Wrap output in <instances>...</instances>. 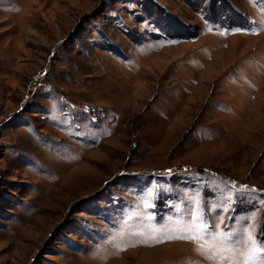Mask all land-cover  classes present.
Here are the masks:
<instances>
[{"label":"rangeland","instance_id":"obj_1","mask_svg":"<svg viewBox=\"0 0 264 264\" xmlns=\"http://www.w3.org/2000/svg\"><path fill=\"white\" fill-rule=\"evenodd\" d=\"M261 244L264 0H0V264Z\"/></svg>","mask_w":264,"mask_h":264},{"label":"snow or ice","instance_id":"obj_2","mask_svg":"<svg viewBox=\"0 0 264 264\" xmlns=\"http://www.w3.org/2000/svg\"><path fill=\"white\" fill-rule=\"evenodd\" d=\"M214 244L226 251L236 250L237 247L243 248L244 241L240 242L237 246L233 243L231 237L228 234L220 236L219 234H209ZM195 239V237H193ZM231 246V247H230ZM215 264V261L213 262ZM221 264H264V244L254 245L249 250V255L246 260H239L230 257H225Z\"/></svg>","mask_w":264,"mask_h":264}]
</instances>
